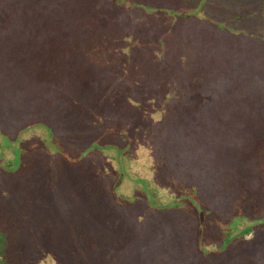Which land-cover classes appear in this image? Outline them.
<instances>
[{
  "label": "trees",
  "instance_id": "1",
  "mask_svg": "<svg viewBox=\"0 0 264 264\" xmlns=\"http://www.w3.org/2000/svg\"><path fill=\"white\" fill-rule=\"evenodd\" d=\"M98 1L55 0L47 18L25 26L37 31L6 49L12 39L6 20L15 11L0 3V105L18 102L13 80L25 72L44 76L38 89L47 92V115L39 107L26 113L34 118L21 130L0 126V264H264V32L247 29L250 14L238 12L244 0L220 22L198 14L206 0H114L146 22L166 1L172 4L157 11L171 20L162 37L178 42L172 64L158 61L161 41L132 37ZM245 9L262 24L264 0H250ZM187 17L209 28L182 38L174 22ZM44 23L47 41L37 40ZM241 35L253 37L246 44ZM29 45L43 51L46 45L47 63ZM133 45L146 54L126 64L123 53ZM31 52L37 66L28 62ZM205 77L216 81L206 85ZM10 113L17 122L20 111ZM36 127L48 131L44 151L25 157L12 137ZM8 148L16 160L4 161ZM138 150L154 171L151 179L130 175ZM238 154V161L226 160ZM44 155L58 173L27 175L26 164ZM18 181L31 192L18 195ZM33 204L42 210L34 209L31 223ZM138 221L145 234L125 244Z\"/></svg>",
  "mask_w": 264,
  "mask_h": 264
},
{
  "label": "rangeland",
  "instance_id": "2",
  "mask_svg": "<svg viewBox=\"0 0 264 264\" xmlns=\"http://www.w3.org/2000/svg\"><path fill=\"white\" fill-rule=\"evenodd\" d=\"M3 1H5V2L2 3ZM156 1H158V0H156ZM178 1L181 3L192 2L191 0H178ZM194 1H197V0H194ZM206 1H205L206 8L200 9L198 14L203 15V13H204L206 18L214 19L217 22H220V20H219L220 17H225V15H226L225 12L227 10H232V6H234V5L238 6V4L240 2V0H233V1H230V0H206ZM159 2H161V5L165 4L164 0H161ZM227 2H229V4H226ZM0 3L2 5L6 4V6L10 5V10L12 9L15 11L14 17H12V18L10 17V19L6 20V24L9 25L8 31L10 33H12V35H11L12 39H7L6 42H8V43L4 45L5 46L4 48L6 49L10 46H15L16 44H18L20 42L28 40L30 37V34L31 33L34 34V32L37 31V29H32L31 32L30 31L27 32V31H25V26H27L29 24V21L32 18H36V17H39V18L46 17L47 18V7H48V9H52L53 4L56 2H55V0H0ZM40 3H42L45 6V8L42 9V11L41 10L39 11L36 8V6ZM216 3L217 4L225 3L226 10L224 12L218 10L219 5H217ZM97 4L101 9L108 11L109 19L110 18L111 19H118L119 24L124 29H126V32H130L128 34H131L132 37L135 36L134 38L137 39L138 35L140 34L139 36H144L145 40H147L148 43L161 41L165 45V48L163 49L164 46H163V44L161 45V43H159V45L156 46V48H158L160 50L159 54H158V61L163 60V62H166L168 60V62L170 64H172L174 61H177V52H176V49H174V46H176L178 42L177 43H176V41L170 42L168 40V37H166V39H164V37H162V35H164V34H166V36H167V32H168L170 27L166 26V24L170 23L171 20L168 17V14L165 13L164 11L161 14L158 13L159 9H161V7L163 8V10L170 9V5H172V4H170V2L166 1V6L158 7V9L154 13L151 14L152 15L151 19L155 18V20L153 22H151V19L146 22L147 17L141 15L137 11V9L129 8L128 6H125L122 4L117 5L114 0H101V1H98ZM249 4H250V0H244L242 2V4H240L242 6V8L238 9V12H241V13L246 12V13L250 14V15L246 16L244 19V20H246V23H247V25H246L247 29L251 30L252 26H254L257 30L256 31L257 33H255V34L260 35V33L264 32V21L262 22L261 25L260 24H257L259 26L256 25L257 22L258 23L260 22L258 20V18L255 15L251 16L252 14H254V13H251V10L246 11V9H245V7L248 6ZM0 8H1V5H0ZM254 9H255V6H253V10ZM162 15L166 18L165 20L163 17H161ZM5 16H7V15L2 13L1 17L3 18ZM133 16H135V19H133ZM171 16H174V15L171 13ZM183 17H186V16H183ZM190 17H195V16H190ZM186 19L187 20H185V21L174 22V26L176 27L177 32H178V36H180L182 38L186 37L187 39L188 38L193 39L197 35H203L204 31L209 28L208 23L205 22V20H203V22L199 23V22L195 21L197 19H193V18L189 19L188 17ZM236 20L237 21L231 22V25L233 27H235L238 24V21L240 20V18H236ZM25 21H26V23H25ZM39 23L42 24L41 19H39ZM46 24L47 23L43 24V28L41 29L40 33L36 37L37 40H38V38H40L39 40L47 41V25ZM85 28L90 29V26H88V27L84 26V28H82L81 30L86 32ZM57 33L61 34L60 31ZM241 36H242V42H244L246 44H248L249 41L253 37V36H243V35H241ZM6 38L7 37H5V39ZM2 39H4V38L2 37ZM147 41H146V43H147ZM18 47L23 48V47L17 45L16 48H18ZM188 47L191 49L194 46L189 45ZM28 48H29V50L37 53V55H38V50H39V56L41 58H44L45 63H47V59H46L47 58V46L46 45H45L46 51H43L41 48H39L38 45H35V47H31V45H29ZM33 52H31V58L28 62L34 66H37L38 64H36V62L32 59V57L34 56ZM140 53L146 54V52L144 50L141 51L136 45H133V46L127 48L123 53L124 58H126V60H124L123 62H125L127 64L128 59H130L132 57H138L140 62H142L143 57L140 55ZM205 60H206L205 58H202V61H205ZM46 68H47V66H46ZM207 73L212 74L211 71H209ZM42 80H44V76H41V77L35 78V79L32 77L30 79V76L28 75L27 72L22 73L21 75H18L17 78L13 80L14 83L18 87V88L16 87V91L14 94L17 93V96L19 97V99H18V102L16 104H13L11 106L6 101H3L1 103V105H0V126L2 127V129L6 128L9 130L10 128H12L13 132L16 130H21L24 127L23 126L21 128L24 121H28V120L34 118V115L26 114V113H33L39 107H42V111L47 115V102H46L47 92L39 91V89H38V83L41 85L43 84ZM204 81H205L206 85H208V83L215 82L216 78L211 79L209 81V78L205 77ZM176 95H178V92L176 93ZM18 111H20V113L18 114L20 116V118L17 120V122H12V120H14V116L10 112H16V114H17ZM42 111H41V113H42ZM222 119H225V117L222 116ZM43 136H45V137L49 136L47 129L44 127H36V128H28L18 138L15 135L12 138L15 141L20 140L19 141L20 145L21 146L23 145V147L27 150V152L25 153V157H28L29 154H32V156H39V154L42 152V150H43L42 148H43V146H45V145H43V142H41V139ZM38 141L40 142V144L33 145L35 142H38ZM21 142H22V144H21ZM226 145H228V144H226ZM13 146L16 147V145L14 143H13ZM220 149H224V148L220 147ZM47 151L52 152V155L56 154V149H53L50 146H48ZM228 152H230V151H228ZM137 154H138V160H136L134 162H130V167L128 168V170H130V175L132 174L133 177L143 176L144 178H147V179L153 178L154 171L152 170V168L149 169L148 166L144 164V160L141 158L142 155H145V153L142 150H140V151L138 150ZM13 157H14V148H8L6 150V154L4 156V158H5L4 161L10 162V160H12ZM16 157H17V154L14 157L15 160H16ZM45 158H46V155H44L43 158H41L40 160L37 157H34V159L31 160L32 163L29 161L25 166L29 172L27 175H30V176L35 175V177L37 179H38V176H40V177H47V175L55 176L58 173L57 169L53 167V164H50L49 162H47V159H45ZM229 159L230 158H226V160L228 162L238 161L237 159H239V154L237 155V157L234 160L233 159L229 160ZM58 168L63 169V167L60 163L58 164ZM145 173H146V175H145ZM34 181H32L30 179L28 181V183L36 185L37 181H35V182ZM132 181L133 180L131 178L125 177V184H129V183L131 184ZM29 189H30V185H28V187H26V188H22L21 184L18 181V186L16 189L18 195L26 196V194H29L31 192V190H29ZM34 209H40V211H41L42 206L39 207V204H33V207L30 209L32 212L31 218L28 222H31V223L34 222V219H35V214H34L35 210ZM141 220H144V219H141ZM46 223H47V221L45 219V220H42V223L40 225H43ZM29 224L30 223H27V229L30 231ZM166 226L168 228H174V229L177 227V225L173 224V223H171V224L168 223ZM155 227L158 231H160V228H161L160 225H156ZM145 229H146V225L143 221L136 222L135 225L132 226L126 232V235L128 234V238L126 237V239L123 242L125 244H127V243H131V242L135 241V243L132 245H136V241L141 239L139 234H143V233L145 234ZM251 235H248V237H251ZM212 258H214V257H212Z\"/></svg>",
  "mask_w": 264,
  "mask_h": 264
}]
</instances>
